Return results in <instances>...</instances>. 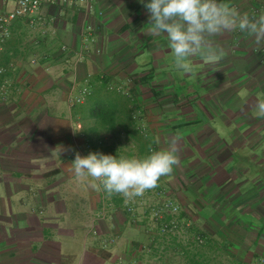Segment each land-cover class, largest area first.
<instances>
[{
    "label": "crops",
    "instance_id": "crops-1",
    "mask_svg": "<svg viewBox=\"0 0 264 264\" xmlns=\"http://www.w3.org/2000/svg\"><path fill=\"white\" fill-rule=\"evenodd\" d=\"M228 2L242 12L264 10V0ZM13 8V0H0V15ZM148 15L139 0L77 5L41 0L37 14L14 20L9 37L0 40V264H144L142 249L148 243L156 246L154 254L163 246L164 254L171 253L162 264L180 256L185 264L210 263L201 253L190 255L188 249L196 245L190 236L182 241L155 237L141 219L142 208L134 222L122 196L96 192L68 171L75 152L115 156L118 151L125 157L122 152L130 147L104 125L111 109L105 112L95 100L88 106L70 104L81 88L97 90L101 75L115 77L110 86L128 91L138 83L135 100L156 150L181 135L179 152L188 158L184 172L189 178L182 180L174 169L162 177V185L180 206L183 221L208 233L233 222L238 234L253 232V222L242 227V220L227 215L231 209L243 213L252 201L249 197L243 206L236 198L247 186L240 171L244 163L250 166L252 155L242 154L237 170L231 169L234 151L245 142L246 151L264 148V139L258 140L264 131L252 127L264 120L254 112L256 101L264 99V46L256 47L240 32L217 37L223 58L209 64L196 57L191 71L181 73L172 66L166 37L148 34ZM253 137L257 142L251 147ZM244 175L252 179L250 172ZM253 235L243 242L246 254L229 251L231 264H248L247 256L264 251V241L256 231ZM104 240L112 241L103 253L106 259L95 253ZM222 243L212 247H231Z\"/></svg>",
    "mask_w": 264,
    "mask_h": 264
},
{
    "label": "clouds",
    "instance_id": "clouds-1",
    "mask_svg": "<svg viewBox=\"0 0 264 264\" xmlns=\"http://www.w3.org/2000/svg\"><path fill=\"white\" fill-rule=\"evenodd\" d=\"M148 12V34L164 35L171 51L172 66L181 73L191 71L192 61L199 57L209 64L219 62L224 49L217 37L240 32L251 37L256 47L264 46V10L259 13L240 11L228 0H139ZM254 112L264 118V99H258ZM74 130V129H73ZM75 131V130H74ZM182 137L174 134L167 147L149 148L142 158L90 152H75L68 171L86 182L96 192L108 197L120 195L125 202L143 196L158 187L162 177L173 173L180 162ZM68 150V149H65Z\"/></svg>",
    "mask_w": 264,
    "mask_h": 264
},
{
    "label": "rangeland",
    "instance_id": "rangeland-1",
    "mask_svg": "<svg viewBox=\"0 0 264 264\" xmlns=\"http://www.w3.org/2000/svg\"><path fill=\"white\" fill-rule=\"evenodd\" d=\"M129 87H130V90H129L130 91V95L133 96L134 92L136 90V87L135 86H129ZM251 93H252V90H251L250 94ZM144 118H145V120H144V122H145L146 121V117L144 116ZM249 121L250 120L248 118L243 119V122L247 126L250 125ZM147 126L148 125L146 123V127ZM247 126H245V127H247ZM252 127L256 131L261 133L262 131H264V120L263 119L258 120V123H256V124L254 123L252 125ZM254 138L255 137L251 138L250 140L253 141ZM261 138L264 139V136H258V140L261 139ZM255 141H253L250 144L251 147L253 146V143ZM258 145H259V143H258ZM246 146H248L247 142L244 143V147L243 148H241L240 150H235L234 151L233 158L231 160V169H233L235 167V169L237 170L238 164L242 163V161L240 160L242 154L251 153L252 156L250 158H247L248 163H250V161H251L250 166L246 165L244 163L242 168H241L242 171H240L241 174L243 175L244 179H246V185L247 186L245 188H241V190L238 191V194H240V195H238V197H236V198H238L237 200H239V202L243 203V206H245L246 201L249 200V197H251V199H252L251 205L249 207L243 209L242 210L243 213L241 212V214H236L235 213V209H231L230 212H229L230 215H227V216L229 217V220H231V221L233 219L234 220L235 219L242 220V222H243V224H241L242 227H246L248 224L253 222V224H252L253 232L251 234H249V233L245 234L247 231H244L243 234H238L237 233L238 231H235L234 229H232V228H236V226L238 225V224H236L234 222H233L234 225H230L227 229L225 228L226 230H224V231L216 230V228H217V226H216L213 231H210V233L206 232L208 235L210 234L209 235V243H208V245H204L202 247H200L197 244L196 245H192V246H190V249H188V251L191 252L190 255L193 254V253L194 254L201 253L203 258H206V259L209 260L210 263H208V264H231V261H230L229 255H228L229 251L231 252V251L235 250L236 254H238V253L241 254V252H240V250H241V251L245 252V254H246V252L248 251V248L245 245H243V242H245L244 240H246V238L249 237L250 238L249 242H251L252 236H254L253 233H255V231L258 234H259V232H261L262 235H264V148L261 149V145L259 146V149H258V147H255V148L253 147L252 148V152H251V150L250 151L249 150L248 151L245 150ZM178 155H179L180 162H179V164L177 166L174 167V169L176 170V173H178L179 177L182 180L186 181L189 178V176H188L189 173H187L186 171L184 172V169H185L184 161L186 163L188 161V158L186 156H184V151L182 153L179 152ZM210 159H209V162H211ZM205 161H206V159H205ZM208 167L210 168V166H208ZM247 172H250V175L252 176L251 180H249V175H244ZM218 181H220V180H218ZM191 183L192 182H190V184ZM241 186H242V184H241ZM165 190L167 192L166 188H165ZM191 190H192V188H191ZM245 195H247V196L245 197ZM248 203H250V202L248 201ZM251 211H252V213H251ZM245 212L246 213L248 212V213L246 214ZM141 219H142L143 222H147L149 224V226L152 228L153 232L156 231L155 225H153L151 222L147 221L144 218H141ZM187 223H189V222H187ZM145 226H146V224H145ZM147 227H148V225H147ZM189 228L190 227H186L183 230V232L180 234L179 237L181 238V241H182V239L184 237H187V236L191 237V234L188 232ZM261 229H262V231H261ZM237 235H239V236H237ZM239 240H241V243L238 246L237 241H239ZM260 240L264 241V236ZM214 242L215 243L217 242V244H220V245L223 244L222 242H227V243L229 242L231 244V247L227 246V250H226L222 246V248H219L217 250V249H214L212 247ZM148 244H149V247H150V243H148ZM234 244H236L235 247H234ZM260 245H261V247H263L264 242H261ZM154 248H156V246H154ZM165 251L166 250H165L164 246L160 247L158 249V253H160L161 255L158 254L157 252H156L157 255L154 254V251L145 250V253L147 255H145V257L142 258L143 263L144 264H162L160 262V260H163L162 258L165 257V255H166V257L167 256L171 257V253L169 252L167 254H164ZM180 255H181V253H179V256ZM247 258L249 259V261H246L248 264L249 263L250 264H264V251L259 250L257 253H251V255L247 256ZM184 261H185L184 256H180V259L175 261V263H173V261L170 260V262H168V264H185ZM137 264H139V263L137 262Z\"/></svg>",
    "mask_w": 264,
    "mask_h": 264
},
{
    "label": "built area",
    "instance_id": "built-area-1",
    "mask_svg": "<svg viewBox=\"0 0 264 264\" xmlns=\"http://www.w3.org/2000/svg\"><path fill=\"white\" fill-rule=\"evenodd\" d=\"M14 8L5 15H0V40H5L10 35V26L14 20L21 17H30L38 13L41 0H13ZM67 4L77 5L86 4L88 0H64ZM31 25H34V20L29 21ZM32 63H35L33 61ZM111 89H116L118 92L124 94L127 97H131L130 91L126 90L123 85H113ZM91 94L88 86L81 88L75 97L70 99V104L75 106L77 104H83L87 97ZM78 130L82 129V124L78 122L76 124ZM147 129L143 124L142 130ZM154 150V149H152ZM158 187L155 189L147 190L143 196L136 197L130 201H127L125 206V212L133 217V221L136 222L138 207L142 208L141 216L147 221L155 225L156 230L170 240V237L180 236L186 227H190L189 223H185L180 220L181 208L175 202V200L168 195L164 186L162 185V178L158 182ZM135 218V219H134ZM112 241L104 240L102 242V248L106 247Z\"/></svg>",
    "mask_w": 264,
    "mask_h": 264
},
{
    "label": "trees",
    "instance_id": "trees-1",
    "mask_svg": "<svg viewBox=\"0 0 264 264\" xmlns=\"http://www.w3.org/2000/svg\"><path fill=\"white\" fill-rule=\"evenodd\" d=\"M113 78L115 77L101 75L100 77V80L102 82L101 86L97 90L96 89L93 90V93L90 91L93 96L90 94L91 96L89 95L87 97L84 104L88 106L93 100H95L99 108L105 109V112L107 109H111V111L106 112L108 115L103 119L104 125L109 124V127L112 130L115 129V131H118L120 134L119 136L125 141L126 144L130 146L128 150L122 152L125 155V157L142 158L149 154L150 147L151 149L156 150V143L154 141L153 134L148 128L145 131L142 130V126H143L145 118H144V115H142L143 111L139 108V105L135 100L136 99L135 92L133 96L131 95V97H127L123 95L122 93L118 92L116 89L114 90L111 89L110 85H111V82L113 81ZM135 85L137 86L138 83H135ZM77 105L83 106V104L82 105L77 104ZM82 111L84 112L85 109H83ZM90 147H93L92 144L88 145V149ZM118 153H119L118 151L117 152L114 151V154L117 155V157H118ZM181 214H180L179 219L183 220V218L181 217ZM189 233L191 234V239L194 242V244H197L200 247L204 245H208L209 235L206 232L197 229V227H193V228H189ZM154 236L157 238L158 237L163 238V240L168 241L167 238L163 236L159 232L158 229L156 230ZM154 236H152L153 239H154ZM258 236H259V239H261L264 235H262V233L259 232ZM177 237L179 236L170 237V239L177 238ZM140 247L141 246L139 245L136 246L135 251L139 250ZM224 248L227 250V246H225ZM156 249L157 248H154V244H151L150 247L148 246L143 247L142 252H145V250L155 251ZM105 252H106L105 249L99 248L97 252L95 253L99 257H103L106 259L108 255L106 256L105 254H103ZM191 261L194 262L193 260ZM197 264H198V260H197Z\"/></svg>",
    "mask_w": 264,
    "mask_h": 264
}]
</instances>
